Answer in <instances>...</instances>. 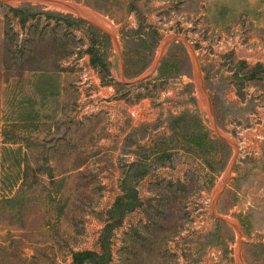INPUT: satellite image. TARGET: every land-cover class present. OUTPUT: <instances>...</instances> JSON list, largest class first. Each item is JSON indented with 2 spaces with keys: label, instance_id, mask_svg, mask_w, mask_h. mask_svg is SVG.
<instances>
[{
  "label": "rangeland",
  "instance_id": "1",
  "mask_svg": "<svg viewBox=\"0 0 264 264\" xmlns=\"http://www.w3.org/2000/svg\"><path fill=\"white\" fill-rule=\"evenodd\" d=\"M60 1L113 26L0 3V264H264V0Z\"/></svg>",
  "mask_w": 264,
  "mask_h": 264
},
{
  "label": "water",
  "instance_id": "2",
  "mask_svg": "<svg viewBox=\"0 0 264 264\" xmlns=\"http://www.w3.org/2000/svg\"><path fill=\"white\" fill-rule=\"evenodd\" d=\"M12 1H15V0H0V3H9V2H12ZM29 1H37V2L48 4V5H51V6L67 9L69 12H76V14L81 16L79 14V12L77 11V9L73 5H71L70 3L66 2V1H60V0H29ZM93 24H95V22H93ZM102 30H104V29H102ZM166 43H167V40L162 43L161 50H160V53H159V55H158V57L156 59V62L158 61L160 55L162 54L163 48L165 47ZM191 51H192V54H193V59H194V64H195L196 80H197V82L199 84L198 88H199L200 93L202 95H204L205 93H204V89H203V84H202V80H201V74H200L198 63H197V59H196L192 49H191ZM152 70L153 69H151L147 74L142 76L139 80L145 79L148 75L151 74ZM229 171H230V168H229ZM217 217L219 219H221L222 221L226 222L227 224L233 226L234 228H237V226L231 220H228V219H226L224 217H220V216H217Z\"/></svg>",
  "mask_w": 264,
  "mask_h": 264
},
{
  "label": "bare ground",
  "instance_id": "3",
  "mask_svg": "<svg viewBox=\"0 0 264 264\" xmlns=\"http://www.w3.org/2000/svg\"><path fill=\"white\" fill-rule=\"evenodd\" d=\"M15 1H17V0H15ZM68 3L73 5L77 9V11L79 12V14L81 16L88 17L89 19H91V20H93L95 22H98L100 25H102L105 28L106 27L110 28V27L113 26V23L108 18L102 16L100 13H98L96 11H93L90 8H87L86 6H84L82 4L78 5V4H75L74 2H68ZM53 7H55V6H53ZM55 8L68 11L67 9H63V8H60V7H55ZM74 13H76V12H74ZM200 101H201V105H202L203 104V99L200 98Z\"/></svg>",
  "mask_w": 264,
  "mask_h": 264
},
{
  "label": "trees",
  "instance_id": "4",
  "mask_svg": "<svg viewBox=\"0 0 264 264\" xmlns=\"http://www.w3.org/2000/svg\"><path fill=\"white\" fill-rule=\"evenodd\" d=\"M92 63L94 64V65H96V60H94V58H92ZM87 253V252H86ZM79 253H75V256L76 255H78Z\"/></svg>",
  "mask_w": 264,
  "mask_h": 264
}]
</instances>
